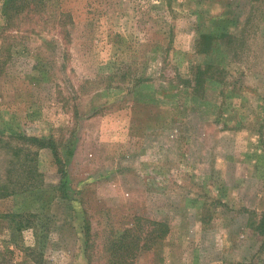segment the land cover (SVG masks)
Instances as JSON below:
<instances>
[{
    "label": "rangeland",
    "instance_id": "rangeland-1",
    "mask_svg": "<svg viewBox=\"0 0 264 264\" xmlns=\"http://www.w3.org/2000/svg\"><path fill=\"white\" fill-rule=\"evenodd\" d=\"M2 1L0 264H108L146 220L168 232L131 264H264V0H45L7 25ZM196 64L218 69L194 96Z\"/></svg>",
    "mask_w": 264,
    "mask_h": 264
},
{
    "label": "trees",
    "instance_id": "trees-1",
    "mask_svg": "<svg viewBox=\"0 0 264 264\" xmlns=\"http://www.w3.org/2000/svg\"><path fill=\"white\" fill-rule=\"evenodd\" d=\"M44 7L45 0H3L1 4V13L7 25L11 18L23 11L26 13L37 12L40 11V9H44ZM222 34H220L218 37H222ZM212 38L214 41L215 37L209 34L198 36V39L196 40V51L199 53V55L209 50ZM217 69L218 68L213 65H191L189 67L188 79L182 80L181 84L188 88L192 95L196 96L200 90H203L204 84L207 81L217 80L215 76ZM10 137L15 139L19 138L23 143H26L31 147L48 149L52 154L53 159L56 162L59 161L55 144L48 138L27 137L13 134L10 135ZM60 173H62V171H60ZM1 216L8 217L9 219L15 217V215L9 214L0 215V217ZM29 221L30 220L28 218H23L18 230L23 228H32L29 226ZM138 221L139 220L136 219V224H138ZM146 223L148 225L146 231H140L142 228L138 224L136 228H125L112 237L108 247V264H131V260L138 253L148 250L152 245L161 241L166 236L168 227L164 222L146 220ZM255 228L258 232V235L262 238V242L264 243V213H262L261 218L259 219ZM29 250L33 252L34 248Z\"/></svg>",
    "mask_w": 264,
    "mask_h": 264
}]
</instances>
